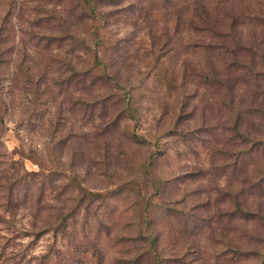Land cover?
<instances>
[{
    "label": "rangeland",
    "instance_id": "374dc122",
    "mask_svg": "<svg viewBox=\"0 0 264 264\" xmlns=\"http://www.w3.org/2000/svg\"><path fill=\"white\" fill-rule=\"evenodd\" d=\"M78 3L0 0V264H264V0Z\"/></svg>",
    "mask_w": 264,
    "mask_h": 264
},
{
    "label": "trees",
    "instance_id": "16d2710c",
    "mask_svg": "<svg viewBox=\"0 0 264 264\" xmlns=\"http://www.w3.org/2000/svg\"><path fill=\"white\" fill-rule=\"evenodd\" d=\"M77 1H79L78 4L81 5L82 10L88 11V14L87 15L88 16H91L92 18H93V14L92 13L95 11V5L97 3L106 2V3H108V5L110 7H114V6L117 5V0H77Z\"/></svg>",
    "mask_w": 264,
    "mask_h": 264
}]
</instances>
